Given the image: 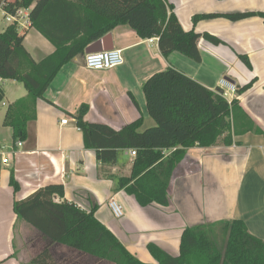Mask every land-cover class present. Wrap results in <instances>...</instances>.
<instances>
[{"label": "crops", "instance_id": "crops-1", "mask_svg": "<svg viewBox=\"0 0 264 264\" xmlns=\"http://www.w3.org/2000/svg\"><path fill=\"white\" fill-rule=\"evenodd\" d=\"M165 1L173 6L185 31L209 33L223 43L214 45L200 38L201 60L195 62L179 52L163 56L157 40L149 42V38H141L128 25L120 24L105 35H109L113 49L121 50L122 64L89 69L84 65L86 53L66 62L44 92L45 99L38 101L36 118L27 123V138L17 154L10 156L8 165L0 159V264H30L44 243L53 251L57 264H103L47 241L34 227L17 220L14 200L50 183L64 187L63 197L55 198L57 202L66 200L86 210L96 205L95 217L146 263L153 262L147 243L154 242L176 255L183 228L203 222L242 219L247 230L264 241V19L218 17L192 23L193 16L203 13L264 12V0ZM23 46L35 61L55 49L33 27L28 28ZM238 55L247 57L250 68ZM170 66L210 90L222 78L235 86L253 81L245 92L231 96L239 100L263 134L247 132L233 136L230 145L219 139L209 147L188 148L174 171L168 206L143 207L133 196L116 188L118 177L130 174L135 155L126 149L118 151L112 164L98 161L95 151L84 147L75 115L84 105V120L90 123L120 130L141 117L140 130L153 126L142 85ZM16 91L17 96L9 98L7 106L26 95L25 88ZM65 117L67 123L61 124ZM2 122L0 145L8 151L13 144L11 130ZM10 171L19 185L17 192L9 186ZM112 197L122 204L121 218H115L109 209Z\"/></svg>", "mask_w": 264, "mask_h": 264}, {"label": "trees", "instance_id": "trees-1", "mask_svg": "<svg viewBox=\"0 0 264 264\" xmlns=\"http://www.w3.org/2000/svg\"><path fill=\"white\" fill-rule=\"evenodd\" d=\"M4 8L10 13L29 8V27L55 47L51 54L35 61L23 46L29 27L20 30L8 25L0 31V78L15 79L26 89V95L10 103L4 113L2 123L10 128L12 143L27 138V123L36 118L38 101L45 99L44 92L59 69L117 25H128L141 38L157 37L163 56L179 52L195 62L201 60L200 38L214 45L223 43L209 33L185 31L173 6L165 0H7ZM251 16L264 19V12L203 13L193 16L192 23ZM238 57L250 68L245 55ZM252 83L236 86V94L245 92ZM142 91L147 113L154 121L143 130L141 117L114 130L85 121L84 105L75 115L84 147L93 149L98 161L112 164L118 151L135 150L130 174L118 177L116 188L133 196L140 206H168L174 171L188 148L209 147L219 139L230 145L233 136L247 132L263 134L237 98L229 103L216 88L208 89L175 67L151 75ZM3 99L0 87V103ZM9 186L18 191L13 171ZM63 195L62 184L50 183L14 200L13 211L18 221L34 227L47 241L103 264H264V241L251 234L242 219L183 228L176 255L149 242L146 249L153 262H143L95 217L96 205L86 210L73 202L55 201ZM51 251L44 243L30 264H57Z\"/></svg>", "mask_w": 264, "mask_h": 264}, {"label": "built area", "instance_id": "built-area-1", "mask_svg": "<svg viewBox=\"0 0 264 264\" xmlns=\"http://www.w3.org/2000/svg\"><path fill=\"white\" fill-rule=\"evenodd\" d=\"M7 0H0V24L5 26L15 25L18 29H27L30 26L29 8H20L15 13H10L4 8ZM5 28V27H4ZM0 31L1 28H0ZM157 40V37L149 38V42ZM123 63L121 50L110 49L99 52H90L84 55V65L89 69H109L119 66ZM220 96L225 98L229 103L232 100V94L236 93V86L228 80L222 78L216 87ZM68 119L65 117L61 119V124H66ZM22 141L17 140L12 144L8 151L0 148V159L2 164L8 165L11 161L10 156L17 154V148L21 147ZM131 154L135 155V150H131ZM108 206L115 218H121L124 214L122 205L115 199L110 198Z\"/></svg>", "mask_w": 264, "mask_h": 264}, {"label": "rangeland", "instance_id": "rangeland-1", "mask_svg": "<svg viewBox=\"0 0 264 264\" xmlns=\"http://www.w3.org/2000/svg\"><path fill=\"white\" fill-rule=\"evenodd\" d=\"M4 27H6V26L3 25V24H0L1 30H3ZM0 87H2L3 91L5 92L4 93V99L0 103V122H2L4 113H5V110H6V107H7V102H8L7 100L9 98H12L13 96H17L18 92L16 91V88L24 90V86H23L22 83H20L18 81H14L12 79L0 78ZM14 235H15V242H17V239H16V237L18 236L17 228H16V231H15Z\"/></svg>", "mask_w": 264, "mask_h": 264}, {"label": "water", "instance_id": "water-1", "mask_svg": "<svg viewBox=\"0 0 264 264\" xmlns=\"http://www.w3.org/2000/svg\"><path fill=\"white\" fill-rule=\"evenodd\" d=\"M112 48L113 47L109 44V35H105L101 39H98L89 44L85 48L84 53L99 52L102 50H110Z\"/></svg>", "mask_w": 264, "mask_h": 264}]
</instances>
